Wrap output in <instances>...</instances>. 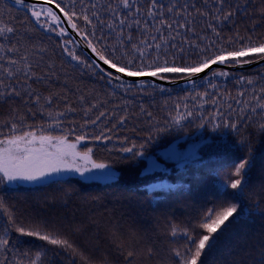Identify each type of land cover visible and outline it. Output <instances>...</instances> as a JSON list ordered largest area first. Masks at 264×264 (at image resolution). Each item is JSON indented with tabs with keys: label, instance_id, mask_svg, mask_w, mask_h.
Wrapping results in <instances>:
<instances>
[{
	"label": "trees",
	"instance_id": "1",
	"mask_svg": "<svg viewBox=\"0 0 264 264\" xmlns=\"http://www.w3.org/2000/svg\"><path fill=\"white\" fill-rule=\"evenodd\" d=\"M188 3L204 7L203 0ZM80 7L77 0L75 10L79 12ZM225 9L234 10L235 14L218 27L224 41L230 37L235 40L238 35L244 38L241 42L249 36L264 42V0H225ZM41 20L48 23L43 15ZM196 21L199 33L208 21L201 23L198 16ZM79 23L84 26L82 20ZM4 26L16 31L10 36L6 34L7 38L0 37V44L5 48L15 45L19 51H0V55L19 59L27 53L35 64V73L44 79L22 86L21 78H4V84L19 89L21 95L0 97V139L41 131L75 142L77 135L85 134L86 139L77 146L78 152L91 148V161L109 166L115 177L94 181L67 176L32 185L0 184V201L4 206L0 208V237L9 241L7 250H0V260L15 264L17 259H23L27 264L30 257L42 252V264H179L173 250L183 251L186 239L181 235L173 237L172 227L202 233L196 225L204 212L221 200H228L238 203L243 215L213 249L202 255L199 264H264V131L260 129L264 112L250 110L256 103L253 89L259 94L264 87V65L242 71L216 68L230 75L213 78L210 72L207 76L215 88L203 78L195 87L145 81L143 90L137 87L124 92L114 87L116 81L109 84L106 76L101 78L103 74L98 70L72 61L61 47L62 39L71 40L69 35L60 37L40 28L26 5L0 0V27ZM51 26L59 30L55 24ZM132 31L135 41L137 33ZM96 34L100 35L99 30ZM107 42L115 41L109 37ZM41 48L45 51L38 53ZM69 48L91 61L74 42ZM240 76L245 80L252 78L255 84H238ZM0 91L6 89L0 87ZM242 91L244 95L240 96ZM27 92L39 95L40 103H32ZM203 92L208 93L207 103L194 98ZM50 95L53 102L48 106L43 98ZM237 100L241 103L237 104ZM244 101L249 108H244ZM93 104L97 107L86 116L84 110ZM177 105L180 113H193L180 126L170 124L171 117L177 115ZM67 106L74 110L67 112ZM59 111L66 115L60 118L58 127L49 130L54 124L49 113L55 115ZM102 111L106 115L95 125L81 127L85 120H94ZM121 117H126L123 124L118 123ZM225 121L236 122L237 130L225 128ZM13 123L17 125L15 133L11 132ZM162 128L167 130L160 132ZM102 131L111 139H93ZM150 134L152 139L148 140ZM199 137L203 142L193 160L178 162L160 153L172 143L185 146L190 139ZM133 142L138 148L146 143L143 157L133 158L120 151ZM150 157L164 169L146 172ZM244 158L251 159L250 171L242 195L233 200L231 195H224L234 192L226 185L235 179V164ZM18 226L66 239L72 248L22 236L15 230Z\"/></svg>",
	"mask_w": 264,
	"mask_h": 264
},
{
	"label": "snow or ice",
	"instance_id": "2",
	"mask_svg": "<svg viewBox=\"0 0 264 264\" xmlns=\"http://www.w3.org/2000/svg\"><path fill=\"white\" fill-rule=\"evenodd\" d=\"M46 2L49 4L55 2V7L63 14V20H66L67 26L86 42L87 48L91 50L95 59L89 61L82 58L74 48L70 49L69 45L73 44L72 40H61L63 52L78 66L93 71L98 70L103 74L101 78L104 76L108 78L109 84L116 81L114 87L124 92L132 91L137 87L143 90L145 87L143 80L139 84L125 83L124 77L151 76L158 80H170L172 83H176V78H178L195 87L193 78L205 73L208 69H211V77L213 78L230 75L229 72L212 68L213 65L243 67L254 62L264 61V42H256L251 36L247 38L246 42H241L244 38L238 35L235 40L231 37L227 41L223 40L218 27L235 14L234 10L225 9V0H211V4L210 0H203V8L197 7L195 3L189 4L188 0H184V3H181L180 0H167V2L164 0H107L106 3L102 0H79L81 5L79 12L75 10L77 0H64L63 3L61 0H46ZM14 4L25 6L24 0H14ZM27 9L40 28L45 31H54L60 37L68 35L67 29L60 26L61 16L51 7L37 10L36 5L33 4L27 6ZM42 15L47 18L48 23L41 20ZM197 16L200 17L201 23L205 20L208 21L206 28L199 33L196 31ZM80 20L83 21V27L79 23ZM52 24H55L59 30L53 28ZM133 29L137 33L135 41ZM97 30L100 32L99 36L96 34ZM15 31L11 26L0 27V37L7 38V36L13 35ZM208 32L211 35H208ZM109 37L115 42L108 43ZM100 41H104V43H99ZM98 43L99 46H97ZM76 46H78V42ZM0 51L14 53L18 52L19 49L15 45L5 48L3 44H0ZM44 51L45 49L42 48L37 50L38 53ZM193 54L195 58H193ZM34 68L35 64L29 60L27 53L20 55L19 59L0 55V74H2L0 75V87L6 89V91H0V97L21 95L19 89L5 85L4 78L10 79V81L21 78L22 86H28L31 80L44 79V76H38L35 73ZM204 79L212 88L216 87L211 84L207 75ZM237 83H246L251 86L255 84V81L252 78L245 80L244 76H240ZM161 90L163 91V89ZM253 93V99L256 103L250 110L253 113H256L257 110L264 112V87L260 88L259 94L255 93V89H253ZM27 95L32 103H40L41 97L39 95L34 92H27ZM239 95L243 96L244 92L242 91ZM207 96L208 93L203 92L197 93L194 98H199L207 103ZM43 99L44 104L48 106L53 102L51 95ZM212 102L215 104V97H213ZM236 103L239 104L241 101L237 100ZM96 107L97 105L93 104L86 108L84 110L85 115L87 116ZM179 107L177 105V115L171 117V125L180 126L183 121L193 115L191 111H188L187 115L180 113ZM185 108L187 109V105ZM244 108H249L247 101H244ZM66 110L71 112L74 109L67 106ZM65 115L66 112L64 111L56 112L55 115L49 113L50 119L54 121L50 127H58L60 118ZM105 115L106 113L102 111L94 120H85V124L81 127L83 128L89 123L95 125ZM125 120L126 117H121L118 123L123 124ZM224 127H230L235 131L238 124L225 121ZM260 129L264 131V123L260 125ZM166 130V128H162L159 131ZM16 131L17 125L13 123L11 132L15 133ZM75 139V143H68L66 138L50 135L37 136L34 131H26L23 135H11L5 139H0V174H2L0 175V184L18 180L37 181L64 169L82 173L80 167L66 163L69 155L79 156L80 159L91 162L92 168L103 169L107 167L103 163L91 161V148L83 153L69 151L75 150L77 144L86 139V135H77ZM93 139L104 141L111 139V137L102 131ZM147 139L151 140L152 135L150 134ZM126 142V140L121 141V144ZM145 147L146 143H141L138 148L137 144L133 142L131 146H122L120 151L131 154L133 158L143 157ZM51 148L56 150L50 151ZM250 166V158L241 159L239 163L235 164L232 172L235 179L226 185L234 192L224 195H231L233 200H237L239 195H242ZM3 207V202L0 201V208ZM241 215H243V210L240 209L238 203L221 200L219 204L208 208L201 216L196 228L203 230L202 233L196 232L195 229L191 232L187 228L181 230L174 225L170 234L173 237L181 235L186 239L183 251L180 249L173 250L179 264H199L202 255L216 246L224 232L237 222ZM15 230L22 236L36 237L61 248H72L68 240L52 234L43 233L39 230H26L22 226L16 227ZM8 244L7 239L0 237V250H7ZM131 255L130 252L129 256ZM42 256V252H37L28 259L27 264H42ZM0 264H6V261L0 260ZM15 264H24V261L17 259Z\"/></svg>",
	"mask_w": 264,
	"mask_h": 264
},
{
	"label": "rangeland",
	"instance_id": "3",
	"mask_svg": "<svg viewBox=\"0 0 264 264\" xmlns=\"http://www.w3.org/2000/svg\"><path fill=\"white\" fill-rule=\"evenodd\" d=\"M54 127L48 128L49 130L53 129ZM37 136L45 135V136H53V137H62L57 136L53 134L44 133L41 131L36 132ZM23 135V134H22ZM64 138V137H63ZM68 143H75V142H69ZM203 142V139L201 137L197 138L196 140L190 139L189 142L185 146H178L176 143H172L169 146L163 148L160 150L161 155L164 158L171 159L174 161H180V162H186L195 159L198 156V146ZM78 146V144H77ZM77 146L75 150H69L74 151L75 153H80L77 150ZM63 147V145H61ZM55 148H51L50 151H55ZM66 163L73 165L74 167H80L82 170L81 172H77L75 170H68L64 169L58 173H52L51 175L45 176L43 178H40L37 181H15V182H5L9 186H19V185H32L35 183L43 182L49 179L53 178H60V177H67V176H77L79 178L85 179V180H94V181H108L115 177V172L112 170L109 166L103 168V169H96L92 168L91 162L80 159L79 156H72L69 155L67 157ZM63 167V166H62ZM164 166L156 161L154 158L150 157L148 158L147 166L145 171L150 172L154 170H163ZM2 175V174H0ZM6 184V185H7Z\"/></svg>",
	"mask_w": 264,
	"mask_h": 264
},
{
	"label": "water",
	"instance_id": "4",
	"mask_svg": "<svg viewBox=\"0 0 264 264\" xmlns=\"http://www.w3.org/2000/svg\"><path fill=\"white\" fill-rule=\"evenodd\" d=\"M36 5V6H43V7H51L53 11L57 12L58 15L61 16V26L65 27L67 29L68 35L70 37V39L74 42L75 45H77L78 42V48L82 51V53L90 60L95 59V57L93 56V54L91 53V50L87 48V44L85 41H83L81 39L80 36H78L75 32L72 31L71 28H69L67 26V22L66 20H63V14L59 12V10L55 7V3L49 4L46 2V0H24V5L26 6H30V5ZM102 64V62H101ZM264 65V61H258V62H254L248 65H244L243 67L241 66H222V65H213L212 68H219V67H223L226 69H230V70H237V71H242L244 69H249V68H255V67H259ZM103 66V65H102ZM106 67V66H105ZM211 72V69L206 70L205 73H201L198 77H194L193 79L195 80V83H197L198 81H200L201 79H203L206 75H208ZM141 80H143L144 82H152V83H157V84H161V85H166V86H189L192 84H188L186 83L184 80L181 79H177L176 83H172L170 82V80H158L155 79L154 77L151 76H144V77H139V78H128V77H124V81L125 83H139Z\"/></svg>",
	"mask_w": 264,
	"mask_h": 264
},
{
	"label": "bare ground",
	"instance_id": "5",
	"mask_svg": "<svg viewBox=\"0 0 264 264\" xmlns=\"http://www.w3.org/2000/svg\"><path fill=\"white\" fill-rule=\"evenodd\" d=\"M180 162V161H179ZM187 162V161H186Z\"/></svg>",
	"mask_w": 264,
	"mask_h": 264
}]
</instances>
